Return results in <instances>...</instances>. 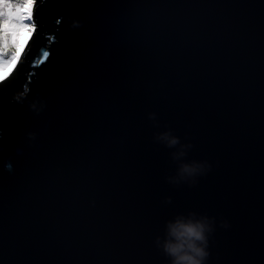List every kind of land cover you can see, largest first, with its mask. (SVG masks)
<instances>
[{"label":"water","instance_id":"obj_1","mask_svg":"<svg viewBox=\"0 0 264 264\" xmlns=\"http://www.w3.org/2000/svg\"><path fill=\"white\" fill-rule=\"evenodd\" d=\"M31 20L0 81V264H170L157 240L192 213L208 264H264V0H39Z\"/></svg>","mask_w":264,"mask_h":264},{"label":"clouds","instance_id":"obj_2","mask_svg":"<svg viewBox=\"0 0 264 264\" xmlns=\"http://www.w3.org/2000/svg\"><path fill=\"white\" fill-rule=\"evenodd\" d=\"M168 148H175L180 144L179 138L165 132L157 137ZM190 146H181L179 152L173 153L175 160H183L185 149ZM206 164L193 161L180 163L176 177H170V182H191L206 171ZM214 232V220L196 217L195 213L189 217H179L174 222H168L164 238H158L157 246L169 259L170 264H208L209 236Z\"/></svg>","mask_w":264,"mask_h":264},{"label":"trees","instance_id":"obj_3","mask_svg":"<svg viewBox=\"0 0 264 264\" xmlns=\"http://www.w3.org/2000/svg\"><path fill=\"white\" fill-rule=\"evenodd\" d=\"M39 0H0V81L14 67L18 56L25 50L27 37L25 25L29 20L23 17L30 12V4ZM33 30L36 28L32 22ZM31 31V33L33 32ZM29 35V33H28ZM14 60L11 65V60ZM26 79L22 80V86Z\"/></svg>","mask_w":264,"mask_h":264},{"label":"rangeland","instance_id":"obj_4","mask_svg":"<svg viewBox=\"0 0 264 264\" xmlns=\"http://www.w3.org/2000/svg\"><path fill=\"white\" fill-rule=\"evenodd\" d=\"M33 4H34V3H31V4H30V5H31L30 8L33 6ZM30 13H31V9H30V12H26V13L24 14V16H23V17L25 18V20H26V19H27V21L29 20V22H27V24L25 25V29H27V32H26V35H25V36L27 37V41H28V39L30 38L31 31L33 30V25H32V20H31V15H30ZM28 33H29V35H28ZM20 56H21V54L18 56V58H19ZM18 58H17L16 62L18 61ZM16 62H15V63H16ZM13 63H14V60L12 59V60H11V65H13ZM15 63H14V64H15ZM12 69H13V68H12ZM12 69H11V71H12ZM11 71H10V72H11ZM10 72H9L5 77H7V76L10 74ZM5 77H4V78H5ZM4 78H3V79H4ZM3 79H2V80H3Z\"/></svg>","mask_w":264,"mask_h":264}]
</instances>
